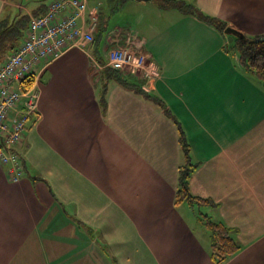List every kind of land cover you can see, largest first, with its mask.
<instances>
[{"label":"crops","instance_id":"obj_1","mask_svg":"<svg viewBox=\"0 0 264 264\" xmlns=\"http://www.w3.org/2000/svg\"><path fill=\"white\" fill-rule=\"evenodd\" d=\"M100 1L85 11L94 35L104 28L100 44L34 66L37 112L16 148L24 172L12 181L0 163V264H213L202 217L240 246L221 264H264L263 84L226 52L229 38L196 17L125 0L131 23L110 28ZM107 1L110 12L117 0ZM187 1L246 35L264 33V0ZM22 10L31 14L0 0V18ZM126 43L146 55L151 76L125 75L185 131L199 163L189 188L201 203H175L183 155L174 120L102 78L108 50Z\"/></svg>","mask_w":264,"mask_h":264},{"label":"built area","instance_id":"obj_2","mask_svg":"<svg viewBox=\"0 0 264 264\" xmlns=\"http://www.w3.org/2000/svg\"><path fill=\"white\" fill-rule=\"evenodd\" d=\"M86 7L87 0H50L42 15L29 14L22 41L0 64V163L7 166L12 181L19 180L24 172L16 148L30 116L37 112L39 98L34 84L28 89L21 84L41 60L54 59L69 46H86L93 42L97 19L91 16L86 23ZM127 44L108 50L104 66L123 74L141 72L150 78L146 55ZM12 111L15 114L10 117Z\"/></svg>","mask_w":264,"mask_h":264},{"label":"trees","instance_id":"obj_3","mask_svg":"<svg viewBox=\"0 0 264 264\" xmlns=\"http://www.w3.org/2000/svg\"><path fill=\"white\" fill-rule=\"evenodd\" d=\"M124 1L125 0H118V3L123 4ZM156 2L160 8L177 9L181 13L192 15L200 21L216 28L222 34H225L224 29L227 24L223 20L207 14L187 0H156ZM48 3L49 0L43 1L31 9H27H29L33 15L39 16L46 11ZM29 19L30 16L26 10H22L11 19L8 17L0 18V64L6 60L9 54L22 41L29 24ZM103 31L104 29H99L94 35L93 42H95L96 45L100 44ZM232 47L233 49H236L238 53L237 62L242 70L264 82V33L252 36L246 35L245 40L235 37ZM224 48L226 52L232 54V52L227 48V45H225ZM102 78H105L106 80L112 79L122 87L130 89L133 92L140 94L147 100L156 103L164 110L166 115L174 120L178 130V142L183 155V161L178 168V187L175 193V203L178 204L186 202L189 205L201 203L202 200L193 196L189 188L191 173L198 167L199 163L194 162L191 158L190 145L180 122L172 116L170 111L158 97L150 94L145 89L141 88L140 85L132 82L122 72L104 66ZM32 84L33 77L31 75L23 82V88L28 89ZM103 91L105 92V85L103 86ZM101 100L102 103L105 102L104 95H102ZM202 220L211 234V258L213 264H221L236 253L240 246L231 235L230 229L223 223L212 221L206 217H202Z\"/></svg>","mask_w":264,"mask_h":264},{"label":"rangeland","instance_id":"obj_4","mask_svg":"<svg viewBox=\"0 0 264 264\" xmlns=\"http://www.w3.org/2000/svg\"><path fill=\"white\" fill-rule=\"evenodd\" d=\"M43 1H48V0H21V1L19 0L21 5H23L27 8H30V9L35 7L36 5H38L39 3L43 2ZM89 1H92V0H89ZM100 2L102 3V5L99 7L102 8V11L104 12V15H105L106 23L108 24V26L110 28L113 26H116V25L126 24V22L131 23V20H130L131 17H129V4L128 5L120 4V3H118V0H117L115 6H113V8H112V11L110 10V12H109V8L107 6L110 7V4L107 3L108 1L107 0H101ZM111 4L114 5V2H111ZM15 11L19 12L20 10H19V8H17ZM30 15H32V13ZM99 29L102 30L104 28L101 27ZM225 36L227 38H229L226 41L227 48L232 52L231 55L237 60L238 53H237L236 49H233V47H232V44L234 43L235 37L231 34H225ZM256 80H258L264 86L263 81H260L259 79H256Z\"/></svg>","mask_w":264,"mask_h":264},{"label":"water","instance_id":"obj_5","mask_svg":"<svg viewBox=\"0 0 264 264\" xmlns=\"http://www.w3.org/2000/svg\"><path fill=\"white\" fill-rule=\"evenodd\" d=\"M224 33L225 34H231L235 37L240 38L241 40H245L246 39V35L244 32H242L241 30L234 28L232 26H226V28L224 29Z\"/></svg>","mask_w":264,"mask_h":264}]
</instances>
